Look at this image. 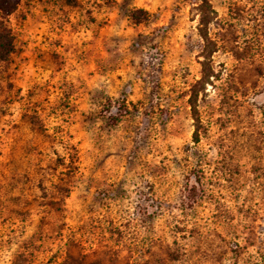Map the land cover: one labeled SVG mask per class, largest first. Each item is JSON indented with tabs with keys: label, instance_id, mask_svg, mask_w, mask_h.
Masks as SVG:
<instances>
[{
	"label": "rangeland",
	"instance_id": "374dc122",
	"mask_svg": "<svg viewBox=\"0 0 264 264\" xmlns=\"http://www.w3.org/2000/svg\"><path fill=\"white\" fill-rule=\"evenodd\" d=\"M207 3L0 14V264H264V0Z\"/></svg>",
	"mask_w": 264,
	"mask_h": 264
},
{
	"label": "trees",
	"instance_id": "16d2710c",
	"mask_svg": "<svg viewBox=\"0 0 264 264\" xmlns=\"http://www.w3.org/2000/svg\"><path fill=\"white\" fill-rule=\"evenodd\" d=\"M203 4L206 7H209L207 0H202ZM19 3V0H0V14L2 16H8L11 13H13L17 5ZM142 11V10H139ZM128 18L133 23H140L141 19L139 17H136L134 15V12H129ZM209 20H201L202 26H205L208 24ZM206 30H203L200 35L201 37L206 38ZM14 48V35L9 25H7L5 22L0 21V61H6L10 54L12 53Z\"/></svg>",
	"mask_w": 264,
	"mask_h": 264
}]
</instances>
